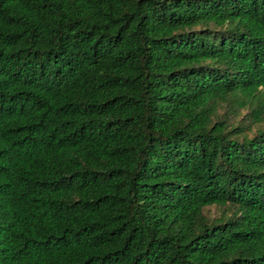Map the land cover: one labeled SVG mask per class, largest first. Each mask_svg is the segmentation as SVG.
Here are the masks:
<instances>
[{"label": "trees", "instance_id": "1", "mask_svg": "<svg viewBox=\"0 0 264 264\" xmlns=\"http://www.w3.org/2000/svg\"><path fill=\"white\" fill-rule=\"evenodd\" d=\"M0 264H264V0H0Z\"/></svg>", "mask_w": 264, "mask_h": 264}, {"label": "rangeland", "instance_id": "2", "mask_svg": "<svg viewBox=\"0 0 264 264\" xmlns=\"http://www.w3.org/2000/svg\"><path fill=\"white\" fill-rule=\"evenodd\" d=\"M206 212L210 217H219L221 215L222 210L218 207L213 206L206 209Z\"/></svg>", "mask_w": 264, "mask_h": 264}]
</instances>
